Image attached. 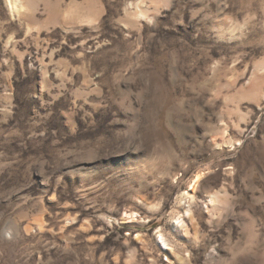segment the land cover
Wrapping results in <instances>:
<instances>
[{
	"label": "rangeland",
	"instance_id": "1",
	"mask_svg": "<svg viewBox=\"0 0 264 264\" xmlns=\"http://www.w3.org/2000/svg\"><path fill=\"white\" fill-rule=\"evenodd\" d=\"M0 264H264V0H0Z\"/></svg>",
	"mask_w": 264,
	"mask_h": 264
},
{
	"label": "bare ground",
	"instance_id": "2",
	"mask_svg": "<svg viewBox=\"0 0 264 264\" xmlns=\"http://www.w3.org/2000/svg\"><path fill=\"white\" fill-rule=\"evenodd\" d=\"M197 179H198V178H197ZM126 216H127V215H126ZM131 218H133V216H132V215H131ZM162 240H163V239H162ZM164 246H166V247H167V246H169V245H168L167 243H165V245H164Z\"/></svg>",
	"mask_w": 264,
	"mask_h": 264
}]
</instances>
